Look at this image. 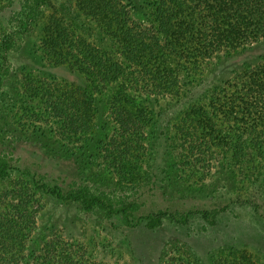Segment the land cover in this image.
<instances>
[{
  "label": "rangeland",
  "instance_id": "1",
  "mask_svg": "<svg viewBox=\"0 0 264 264\" xmlns=\"http://www.w3.org/2000/svg\"><path fill=\"white\" fill-rule=\"evenodd\" d=\"M35 7L36 0H0V44L10 47L9 58L2 57L0 63L4 75L0 161L8 163L11 173L0 179V212L27 214L30 207L37 209L32 244L39 247L51 238L78 244L81 251L74 264H264V169L257 180L239 176L224 162H206L208 157L195 167L191 159L185 164L184 154L190 150L175 147L178 128L174 123L189 102H151L164 113L155 116L164 132L148 130L147 154L140 162V174L132 180L119 176L107 160L105 149L115 135L107 103L102 105L98 131L89 143L76 146L62 137L50 117L45 86L32 88L29 81L78 79L75 72L49 61L40 44L48 15L60 10L72 17L80 9L79 0H51L45 18L34 22L32 30L19 32L26 25L27 12L34 19L30 13L37 11ZM83 20L92 24L87 17ZM257 63H264V37L212 58L202 83L190 94L201 98L220 81ZM42 183L60 185L66 192L88 187L114 203L115 209L127 207L129 216L111 212L108 206L86 210L80 203L43 193L36 188ZM16 204L19 207L14 209ZM203 209L210 210L208 218L192 213ZM163 211L174 213L176 219L168 217L155 224L150 215ZM186 215L187 222L179 220Z\"/></svg>",
  "mask_w": 264,
  "mask_h": 264
},
{
  "label": "trees",
  "instance_id": "2",
  "mask_svg": "<svg viewBox=\"0 0 264 264\" xmlns=\"http://www.w3.org/2000/svg\"><path fill=\"white\" fill-rule=\"evenodd\" d=\"M49 4L51 0H36L37 11L30 13L34 19L27 12L26 25L19 32L32 30L34 22L45 18ZM79 8L72 17L60 10L50 13L40 44L49 61L75 72L78 79L29 81L32 88L45 86L50 117L62 137L76 146L89 143L107 103L115 124V135L105 149L107 160L119 176L132 180L140 174V162L147 154L148 130L164 132L159 128L162 121L155 120L164 113L151 102L179 104L184 99L188 106L174 125L175 147L190 150L184 154L185 164L191 159L195 167L208 157L206 162H224L239 176L259 180L264 169V63L246 66L201 98L190 93L202 83L212 58L264 37V0H79ZM9 52L10 47L0 44V63ZM3 81L0 73V85ZM9 168L0 161V179L11 174ZM36 188L80 203L86 210L108 206L111 212L129 216L127 207L115 209L114 203L85 186L68 192L47 183ZM36 211L30 207L27 214L0 212V264H74L78 244L53 238L39 247L32 244ZM197 212L205 218L210 215L208 209L192 213ZM186 216L179 220L187 222ZM168 217L176 219L170 211L150 215L155 224Z\"/></svg>",
  "mask_w": 264,
  "mask_h": 264
}]
</instances>
